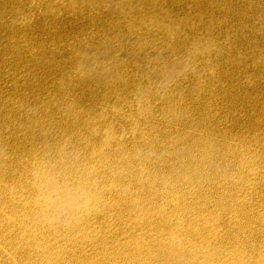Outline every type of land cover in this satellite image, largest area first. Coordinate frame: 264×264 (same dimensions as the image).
I'll use <instances>...</instances> for the list:
<instances>
[{
	"label": "clouds",
	"instance_id": "clouds-1",
	"mask_svg": "<svg viewBox=\"0 0 264 264\" xmlns=\"http://www.w3.org/2000/svg\"><path fill=\"white\" fill-rule=\"evenodd\" d=\"M0 264H264V0H0Z\"/></svg>",
	"mask_w": 264,
	"mask_h": 264
}]
</instances>
